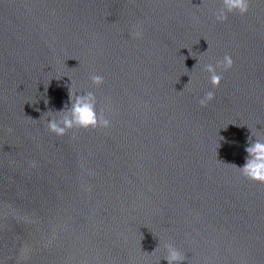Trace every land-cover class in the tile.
Listing matches in <instances>:
<instances>
[{
    "label": "water",
    "instance_id": "water-1",
    "mask_svg": "<svg viewBox=\"0 0 264 264\" xmlns=\"http://www.w3.org/2000/svg\"><path fill=\"white\" fill-rule=\"evenodd\" d=\"M219 7L0 0V264H167V243L183 264H264V183L237 168L264 138V0ZM74 91L111 126L49 131Z\"/></svg>",
    "mask_w": 264,
    "mask_h": 264
},
{
    "label": "clouds",
    "instance_id": "clouds-1",
    "mask_svg": "<svg viewBox=\"0 0 264 264\" xmlns=\"http://www.w3.org/2000/svg\"><path fill=\"white\" fill-rule=\"evenodd\" d=\"M219 2L220 7L213 15L216 21L223 22L227 20L229 13L238 12L240 15H245L248 12L250 0H219ZM135 35L139 36L140 33L136 32ZM232 63L231 57L225 55L222 61L215 63V66L212 63L204 65V70L209 74L208 78L213 87H218L222 79L217 69L221 65L225 69L230 68ZM91 80L94 84H100L103 82V77L98 74L92 75ZM213 98L214 93L208 91L199 99V103L202 106L206 105ZM97 104V97L92 91L69 92L68 104L61 110L55 111V114L47 119L49 131L62 136L73 127H110L111 120L103 114V109L98 111ZM244 151L247 153L245 162L242 166L236 167L246 178L264 183V138L254 136L251 133ZM165 252L166 255L163 259L167 261V264H183L185 261L184 255L172 243L165 245Z\"/></svg>",
    "mask_w": 264,
    "mask_h": 264
}]
</instances>
